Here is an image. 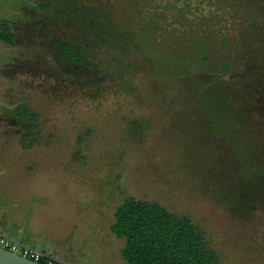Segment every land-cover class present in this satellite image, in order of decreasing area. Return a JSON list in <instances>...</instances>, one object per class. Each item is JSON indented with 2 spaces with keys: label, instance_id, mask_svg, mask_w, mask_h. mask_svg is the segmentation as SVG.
Returning <instances> with one entry per match:
<instances>
[{
  "label": "rangeland",
  "instance_id": "374dc122",
  "mask_svg": "<svg viewBox=\"0 0 264 264\" xmlns=\"http://www.w3.org/2000/svg\"><path fill=\"white\" fill-rule=\"evenodd\" d=\"M0 22V146L53 170L74 250L126 264L109 227L133 197L264 264V0H0Z\"/></svg>",
  "mask_w": 264,
  "mask_h": 264
},
{
  "label": "crops",
  "instance_id": "0c3cea01",
  "mask_svg": "<svg viewBox=\"0 0 264 264\" xmlns=\"http://www.w3.org/2000/svg\"><path fill=\"white\" fill-rule=\"evenodd\" d=\"M9 138L10 143L21 142ZM12 148L0 146V235L71 264H95L86 258V250L73 249V236L64 231L65 189L54 193L53 170L47 164L39 173L31 167L28 148Z\"/></svg>",
  "mask_w": 264,
  "mask_h": 264
},
{
  "label": "trees",
  "instance_id": "16d2710c",
  "mask_svg": "<svg viewBox=\"0 0 264 264\" xmlns=\"http://www.w3.org/2000/svg\"><path fill=\"white\" fill-rule=\"evenodd\" d=\"M0 42L14 45L8 22H0ZM52 45L66 61L79 64L83 59L80 46L59 41ZM20 113L22 119L34 122V113L26 109ZM113 219L109 231L122 240L119 255L126 264H223L190 217L172 213L156 202L128 197L115 208Z\"/></svg>",
  "mask_w": 264,
  "mask_h": 264
},
{
  "label": "built area",
  "instance_id": "2783aa9c",
  "mask_svg": "<svg viewBox=\"0 0 264 264\" xmlns=\"http://www.w3.org/2000/svg\"><path fill=\"white\" fill-rule=\"evenodd\" d=\"M0 248L16 253L17 255L29 259L34 262L40 263L41 260L45 259L46 264H55L52 259L44 257L41 253L31 247H21L17 243H14L6 236L0 235Z\"/></svg>",
  "mask_w": 264,
  "mask_h": 264
},
{
  "label": "water",
  "instance_id": "95a60500",
  "mask_svg": "<svg viewBox=\"0 0 264 264\" xmlns=\"http://www.w3.org/2000/svg\"><path fill=\"white\" fill-rule=\"evenodd\" d=\"M10 240L13 241L14 243H17L21 247H27L26 245L22 244L21 242H18V241L13 240V239H10ZM42 255L52 259L54 262L59 263V264H71V263L63 261L62 259L57 258V257H50V256H46L44 254H42ZM0 264H41V263L31 261L29 259H26L24 257L17 255L16 253H13V252H10V251H7V250L0 248Z\"/></svg>",
  "mask_w": 264,
  "mask_h": 264
}]
</instances>
